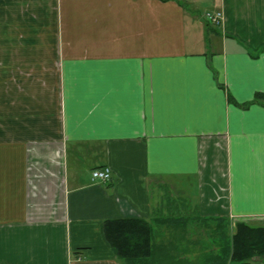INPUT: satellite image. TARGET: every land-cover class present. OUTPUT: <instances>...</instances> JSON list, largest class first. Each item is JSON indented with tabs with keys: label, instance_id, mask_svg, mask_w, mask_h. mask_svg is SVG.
<instances>
[{
	"label": "crops",
	"instance_id": "obj_1",
	"mask_svg": "<svg viewBox=\"0 0 264 264\" xmlns=\"http://www.w3.org/2000/svg\"><path fill=\"white\" fill-rule=\"evenodd\" d=\"M164 195L264 220V0H0V264H162Z\"/></svg>",
	"mask_w": 264,
	"mask_h": 264
},
{
	"label": "rangeland",
	"instance_id": "obj_2",
	"mask_svg": "<svg viewBox=\"0 0 264 264\" xmlns=\"http://www.w3.org/2000/svg\"><path fill=\"white\" fill-rule=\"evenodd\" d=\"M161 202L163 212L157 215L154 220L162 226L163 246L161 256H159L163 260L162 264H171V260H167L168 262L164 261L169 254H172V257L179 256V259L182 256L188 257L189 261L194 264H218V259L222 254L223 248L228 244L231 247L233 244V237L237 232L236 228L238 225L244 224L249 226V228L264 227V220L259 218H256L257 220H236V218L234 220H227L205 217L197 213V211L193 213L191 210H187L185 203L176 202L175 200L171 201L170 196L164 195ZM148 227L151 233L149 244L151 246L154 238L152 227L154 226L148 225ZM177 241L180 242L178 243L179 247H177L179 250L178 255L175 254L176 247L174 246ZM117 254L120 257V252ZM146 254H140L139 260L143 264H155L156 259L152 257L151 250ZM120 259L127 264H134L128 263L124 257H120ZM178 264H181V260ZM225 264H264V255L249 257L248 260L241 263L228 260Z\"/></svg>",
	"mask_w": 264,
	"mask_h": 264
},
{
	"label": "trees",
	"instance_id": "obj_3",
	"mask_svg": "<svg viewBox=\"0 0 264 264\" xmlns=\"http://www.w3.org/2000/svg\"><path fill=\"white\" fill-rule=\"evenodd\" d=\"M233 237V244L223 248L218 264H225L228 260L241 263L249 257L264 255V227H251L240 224ZM106 238L116 249L120 257L128 263L143 264L139 255L150 252V228L148 223L140 220L123 219L108 221L105 225ZM139 234V235H138ZM146 254V255H147ZM118 255V254H117ZM137 260V261H135Z\"/></svg>",
	"mask_w": 264,
	"mask_h": 264
},
{
	"label": "built area",
	"instance_id": "obj_4",
	"mask_svg": "<svg viewBox=\"0 0 264 264\" xmlns=\"http://www.w3.org/2000/svg\"><path fill=\"white\" fill-rule=\"evenodd\" d=\"M222 15L220 12L217 13H211V12H206L203 15V19L210 25L212 26H217L220 24L221 20H222ZM110 168H108L107 166L102 167V168H98V169H94L92 170L91 173V180L92 181H99V182H107L111 179V172H110Z\"/></svg>",
	"mask_w": 264,
	"mask_h": 264
}]
</instances>
